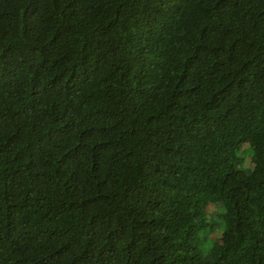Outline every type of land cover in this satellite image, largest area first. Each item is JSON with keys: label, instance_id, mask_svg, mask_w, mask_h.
Segmentation results:
<instances>
[{"label": "trees", "instance_id": "obj_1", "mask_svg": "<svg viewBox=\"0 0 264 264\" xmlns=\"http://www.w3.org/2000/svg\"><path fill=\"white\" fill-rule=\"evenodd\" d=\"M0 264H264V0H0Z\"/></svg>", "mask_w": 264, "mask_h": 264}, {"label": "rangeland", "instance_id": "obj_2", "mask_svg": "<svg viewBox=\"0 0 264 264\" xmlns=\"http://www.w3.org/2000/svg\"><path fill=\"white\" fill-rule=\"evenodd\" d=\"M206 246V245H205Z\"/></svg>", "mask_w": 264, "mask_h": 264}]
</instances>
